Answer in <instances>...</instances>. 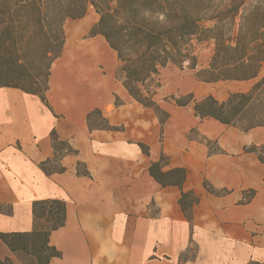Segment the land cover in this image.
I'll return each instance as SVG.
<instances>
[{"label":"crops","instance_id":"1","mask_svg":"<svg viewBox=\"0 0 264 264\" xmlns=\"http://www.w3.org/2000/svg\"><path fill=\"white\" fill-rule=\"evenodd\" d=\"M93 38L107 52L99 76L75 75L62 51L52 64L45 102L0 88V233L32 231V202L60 200L65 223L49 236L60 257L49 264H264V163L246 151L264 147V129L242 132L200 119L191 104L160 106L156 92L153 100L169 116L161 125L115 78L116 53L103 37ZM252 83L187 77L174 81L182 91L172 94L223 101ZM216 90L223 92L215 96ZM94 110L121 130H90L86 117ZM51 132L73 153L61 157L63 172L46 175L40 164L53 157ZM160 156L167 159L163 171H187L181 189L162 188L149 175ZM181 191L199 198L190 222L178 205ZM5 258L23 264L0 241Z\"/></svg>","mask_w":264,"mask_h":264},{"label":"trees","instance_id":"2","mask_svg":"<svg viewBox=\"0 0 264 264\" xmlns=\"http://www.w3.org/2000/svg\"><path fill=\"white\" fill-rule=\"evenodd\" d=\"M89 7L98 15L90 38L103 37L116 53L115 78L135 102L155 113L161 125L169 116L153 100L160 88V71L169 64L182 68L184 63L194 70L196 46L213 42L208 66L196 73V79L204 83L252 81V85L245 92L229 93L223 101L212 95L200 100L192 94L172 97L176 106L191 104L196 117L242 132L264 129V75L259 76L264 65V0H0V88L17 89L45 102L52 64L64 46L63 22L82 19ZM86 119L90 130H121L110 126L98 110ZM50 136L53 157L40 164L46 175L63 172L61 157L73 153L54 132ZM139 147L147 154L145 146ZM246 151L257 153L264 163V147L251 146ZM166 162L164 156L152 162L149 175L162 188L181 189L187 171H163ZM204 188L216 193L206 184ZM198 201L192 191H181L178 205L188 222ZM5 212L10 214V209ZM31 213L32 231L0 233V241L23 264H49L60 257L49 245V236L64 225L65 204L34 201ZM190 250L181 255V263ZM0 264L11 261L0 259Z\"/></svg>","mask_w":264,"mask_h":264},{"label":"rangeland","instance_id":"3","mask_svg":"<svg viewBox=\"0 0 264 264\" xmlns=\"http://www.w3.org/2000/svg\"><path fill=\"white\" fill-rule=\"evenodd\" d=\"M90 8L91 7L87 9V12L82 19H78V20L67 19L63 22L62 30L64 34V46L66 45V40H67L66 33L68 34V32L71 33L72 35H78L83 42L90 41L93 39L94 40L99 39V38L91 39L89 36V31L91 27L98 20V15L94 12L93 9L91 10ZM87 17L91 18L89 24L86 26L80 25V23ZM64 46L62 51L63 54L65 55ZM212 54H213V42L202 43L201 45H198L195 48L196 67L194 70L189 69L186 63H184L182 68L169 64L164 69H162L159 73V76L157 77L158 82L160 84V88L157 90V92L159 93V96L157 97V101L160 103V106H164L165 104H173L174 100H172V97L174 98L177 97L175 99H178L180 97H185L186 95H188V93L187 94L178 93L177 95H173L172 93H174V91L177 92L182 91V88H180V86H175L174 81H176L177 79H186L187 77H193L195 80H197L195 77L196 73L200 70L207 68ZM64 60H67L66 55L63 58V61ZM73 70L75 75H77L78 73L81 74L80 70L75 68H73ZM98 73L101 74V71L99 70ZM263 73H264V65L261 74ZM168 87H170L169 90ZM245 88L246 86H244L243 90ZM222 92H223L222 90L221 91L216 90L214 94L216 96L217 94H220Z\"/></svg>","mask_w":264,"mask_h":264},{"label":"bare ground","instance_id":"4","mask_svg":"<svg viewBox=\"0 0 264 264\" xmlns=\"http://www.w3.org/2000/svg\"><path fill=\"white\" fill-rule=\"evenodd\" d=\"M92 10V8H90ZM91 18H85L80 25L86 26ZM66 45L64 46L67 61H70L72 68L80 70L83 76H99L98 65H107V53L103 43L99 40L83 42L78 35L66 33ZM59 69V68H57ZM77 71V70H76Z\"/></svg>","mask_w":264,"mask_h":264}]
</instances>
